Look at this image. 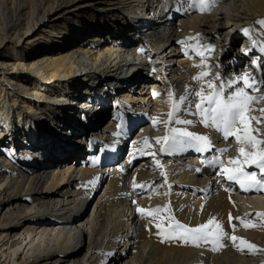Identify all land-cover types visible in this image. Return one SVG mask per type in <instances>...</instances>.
<instances>
[{
    "label": "bare ground",
    "instance_id": "obj_1",
    "mask_svg": "<svg viewBox=\"0 0 264 264\" xmlns=\"http://www.w3.org/2000/svg\"><path fill=\"white\" fill-rule=\"evenodd\" d=\"M185 7L178 0H0V264H264V252L242 253L227 239L219 251L162 243L151 217L137 211L170 203L161 215L190 226L216 217L230 234L231 213L234 234L264 248V221L255 217L264 212V192L241 191L208 163L217 148L229 149L225 161L237 157L234 138L181 113L194 121L188 130L214 147L162 153L155 138L165 132L152 122L167 118L169 91L178 98L185 87L199 90L192 76L200 59L178 43L197 33L214 47L206 61L219 65L212 74L264 78V28L254 23L264 18V0H221L207 13ZM111 114L85 138L87 127ZM252 126L264 132V123ZM133 178L147 187L134 190ZM83 195L85 209L78 208ZM245 213L256 228L240 226L235 217Z\"/></svg>",
    "mask_w": 264,
    "mask_h": 264
},
{
    "label": "snow or ice",
    "instance_id": "obj_2",
    "mask_svg": "<svg viewBox=\"0 0 264 264\" xmlns=\"http://www.w3.org/2000/svg\"><path fill=\"white\" fill-rule=\"evenodd\" d=\"M220 2L221 0H178L181 6L186 5L184 8L186 12L198 10L201 13L210 12ZM254 23L264 28V18L258 19ZM241 31L248 35L252 29L246 27ZM189 42H192L190 47ZM178 43L185 48L186 55L200 59V64L194 65L198 72L192 76V80L199 86V90L185 87L184 93L178 98L173 91L168 92L170 110L161 114L167 118L156 117L152 121L154 125L162 124L165 132L164 135L155 138V144L160 146L159 151L171 153L187 148L195 149L199 153L211 151L214 146L210 137L189 131L187 126L193 125L194 121L182 119L181 113L198 116L200 123L220 132L223 139L234 138L237 146V157H229L225 161L221 156H224L229 149L227 147L217 148L216 151L220 155L214 156L208 163L218 165L219 175L238 185L241 191L245 193L264 192V132L260 128L252 126L253 122L256 124L264 123V108L257 109L255 107V105L264 102V95L258 94L260 87L264 86V78L257 80L251 73H243L234 78L222 79L219 72L212 74L210 70L213 67L218 68L219 65L208 64L206 61L209 58L208 54L214 51V47L203 44L199 33L180 40ZM257 44L258 41H252L253 46ZM260 50L264 52V44L260 46ZM158 95L160 94L153 93V96ZM190 96L193 97L192 100L189 99ZM256 111H259L261 115H255ZM173 123L185 127H170ZM144 144L145 147L149 146L148 138H145ZM155 163L160 166L159 160H156ZM248 168L255 170L249 171ZM161 175L165 177V184H167L166 174L162 172ZM89 183H94V181H89ZM132 187L135 190L145 188L147 185L137 184L133 178ZM233 205L236 206L235 202ZM170 207V203L147 210L137 207V211L143 217H151L150 222L159 230L157 236L161 238L162 243L180 241L184 245L194 247L211 245V251H219L226 246L224 241L227 239L231 241L232 246L237 251L242 253L246 249L251 255L264 252V248H260L255 243L234 234L237 225L232 223L231 213H229V224L232 230L230 234L216 217H209L204 223L190 226L181 223L171 214L161 215L162 212L170 213ZM201 207L203 208V205ZM251 216V213H245L243 216L235 217V219L245 229L256 228L258 225L252 221ZM255 217L258 221H264V212H256ZM165 221H167L166 225ZM259 226L264 228V223Z\"/></svg>",
    "mask_w": 264,
    "mask_h": 264
},
{
    "label": "rangeland",
    "instance_id": "obj_3",
    "mask_svg": "<svg viewBox=\"0 0 264 264\" xmlns=\"http://www.w3.org/2000/svg\"><path fill=\"white\" fill-rule=\"evenodd\" d=\"M49 97V96H48ZM48 97H46V101H47V98ZM58 108V107H57ZM59 109V108H58ZM112 112V111H111ZM113 116H112V114L110 115V117H109V115H107L106 117H104L103 119H101V120H99L98 121V125L99 126H97V128H95L96 127V125L94 126V127H90V128H88L87 127V132H86V135H85V138L86 139H88L89 138V136H90V134L91 133H95V134H97V129L99 128V127H103L108 121H109V118L111 119ZM65 140V139H64ZM66 141V140H65ZM74 143V142H73ZM75 146H77L76 144H74ZM81 147H83V146H81Z\"/></svg>",
    "mask_w": 264,
    "mask_h": 264
}]
</instances>
